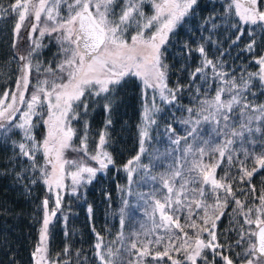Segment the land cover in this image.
Masks as SVG:
<instances>
[{"label": "trees", "instance_id": "obj_1", "mask_svg": "<svg viewBox=\"0 0 264 264\" xmlns=\"http://www.w3.org/2000/svg\"><path fill=\"white\" fill-rule=\"evenodd\" d=\"M14 3L15 0H0V7L8 10ZM230 4L232 0H197L188 14L168 33L166 42L160 47L161 64L166 66L161 69L165 71L164 84L167 86L163 96L161 92L145 96L141 82L133 75L125 76L108 93L96 95V87L85 90L81 102H76L79 107L74 104V111L69 112L70 125L75 134L66 154L69 161L94 165L91 156L97 149H101L111 156L113 163L86 182L72 184L65 178L58 207L53 202L47 204V207L44 205L52 193L48 183H45L44 173H48V165L40 152L38 155L31 154L34 159L24 158L22 153L7 146L6 139L10 138L5 135L8 133L0 131V264H38L39 260L40 264H102L97 252L106 256L108 248L114 252L121 250L116 264H172V260L191 264L185 259L183 250L175 251L171 248L169 256L154 259L156 253L163 252L169 244V236L179 237L173 240L175 245H180L185 237L174 226L168 233L156 227L160 223L159 210L153 213L155 200L163 202L167 195L161 178H167L185 159H193L184 153L189 144L194 148H205L202 162L218 164L215 169L208 170L213 171L214 178L220 183L231 185L234 193L227 194L223 188L213 193L210 184L189 185L190 188H204L206 195L202 202L208 206L206 213L203 208L197 209L193 205L192 220L200 228L208 227L213 231L216 235L213 243L220 245L216 249H203L196 264H206V261L207 264H226L223 259L225 256L233 264H246L250 257H246L245 252L253 244L251 233L257 225V218L264 220V212L257 211L261 208L259 197L264 195V168L255 163L257 157L264 156V113L247 109L241 115V111L243 103H250L257 108L264 105V83L260 77L261 65L258 63L264 57V26L259 22L256 25L244 24L239 20L235 6L229 8ZM258 7L264 11V0H258ZM18 20L16 13L11 11L0 15V66L10 56H15L18 61L17 53L31 60L29 84L25 91L27 100L36 87L44 86L40 84L41 81H48V85L44 86L48 90L53 82H62L64 75L58 73L57 63L63 58V50L52 35H29L28 28L32 21L23 22L19 33H16ZM249 44H252L251 50L248 49ZM201 46L204 54L199 52ZM29 53L32 55L29 56ZM205 57L217 65L216 71L226 75L217 77L209 66L203 74L193 79L192 73L202 66ZM22 63L27 61L21 60ZM37 64L38 72L35 70ZM16 66H12L9 81L1 87L3 101L5 92L10 95L13 88L17 90V80L21 77L20 63ZM49 67L54 74L45 71ZM222 81H234L238 86L231 92L226 91L222 99H230L238 90L242 101L230 113L227 129L219 116L205 121L203 116L209 113H200L203 100L213 98L220 87H231ZM14 106L21 110L15 120V123H20V113L24 111L25 104L19 103L17 98ZM145 108L148 109L147 115ZM188 109L194 111L190 113ZM251 117L261 118L249 119ZM196 120L200 123H193ZM216 120H220V123ZM36 122L38 124L33 136L35 144L40 145L44 129L38 119ZM242 124L246 125L244 129L241 128ZM8 126L10 130L17 129ZM193 128L196 129L195 133L188 136ZM233 129L236 132L242 131L243 135L233 137ZM142 131L147 135L142 137ZM102 134L105 136V144L101 146ZM85 135L86 151L82 144ZM178 138L179 145L173 143ZM229 138L234 143L228 146L224 158L218 152L210 151ZM204 141L208 143L204 144ZM11 155H14L13 162L10 161ZM138 155L139 164L147 168L138 167L136 163L128 165V161ZM228 155L232 156L231 162L227 159ZM20 160L28 172L24 170L22 177L18 178ZM126 165L136 169L131 180ZM254 167L257 171L253 176L250 179L245 177L242 181L241 169L252 171ZM184 171H187L186 166ZM200 179L202 181V176ZM179 183L177 181L176 187ZM217 196L220 207L213 210ZM195 199L201 198L196 196ZM236 200L240 201V205L236 204ZM249 209H252L251 213ZM48 210L52 212V218H49L46 238L42 242L41 230ZM169 214L173 215L171 212ZM175 215L179 216L184 231L194 239L199 229L187 227V223L191 222L186 219L187 210ZM216 216L220 218L216 220ZM202 218H207L209 223L203 224ZM246 219H251L253 223H246ZM213 222L215 227H212ZM157 236L164 237L162 243H152L148 247L150 254L138 257L137 252ZM200 239L207 243L211 237L207 232H202ZM133 242L137 244L136 249L131 248ZM97 243L101 244L100 250L95 247ZM38 247L44 251L37 253ZM195 248L196 245L192 243L189 251Z\"/></svg>", "mask_w": 264, "mask_h": 264}, {"label": "snow or ice", "instance_id": "obj_2", "mask_svg": "<svg viewBox=\"0 0 264 264\" xmlns=\"http://www.w3.org/2000/svg\"><path fill=\"white\" fill-rule=\"evenodd\" d=\"M143 0H126V4L122 13L119 15L118 19H113L114 10L113 4L114 0H38V3L34 0H15V3L10 6V9L5 10L0 7V12L11 11L17 13L19 16V22L15 25L16 33H19L22 23L26 19V14L33 15L37 22L41 20V13H46V20L54 21L51 27V32H60L61 36L58 38L61 40L62 50L66 56V59L58 65L61 71H67L68 82L63 84H56L55 82L51 85V90H48L46 85L48 81H41L40 84L44 86L36 87L35 91L31 94L30 100H25V91L28 88V72L31 70V60L27 57L20 56L19 59L22 61H27L22 68V76L17 80V92L12 94V103H9L6 107L0 109V131L6 133L9 131V126H14L15 128L22 129L24 132V137L26 140L34 141L35 138L32 136V122L31 118L36 115V108L42 106L43 101H47L48 108V119L44 121L48 125V134L44 139L43 144L38 146L33 143L32 150H39L42 147L46 157H48L47 162L53 164L51 154H55V159L57 161L62 160L63 150L69 148L70 142L74 136V131L71 127H66L65 119L68 117L70 111H74V104L79 107L81 98L85 95L86 89H91L95 86H99V90L95 93L100 95V93H108L118 86L125 76L135 75L143 80L146 87H157L161 89V95L163 96V91L167 87L164 84L165 71L161 70L166 68V66L161 64L160 60V47L163 45L170 33L189 12L190 9L197 3V0H152V7L154 8V14L151 16H146L141 10ZM247 7H244L239 0H232V4L229 8L235 6L236 14L239 20L244 24L256 25L258 22L264 26V11H261L258 7V0H245ZM61 4H66L68 9L67 18L60 17V6ZM23 9V11H21ZM55 13V14H54ZM145 20L141 26L140 20ZM59 18V19H58ZM136 23L137 27L141 28V31L137 35L132 36L131 44L122 38L123 33L127 30V27L131 23ZM154 25H158L156 32L152 34L147 39L144 38L143 29H150ZM32 30H36V24L32 25ZM46 31H49L47 27L40 30V34L44 35ZM242 31V30H241ZM239 39V37H237ZM67 42L70 46L67 48L63 47V43ZM254 43V42H253ZM248 49H252V44L248 45ZM35 50V49H34ZM33 50V51H34ZM199 52L204 54V48L201 46ZM32 53H29L31 56ZM261 65V80H264V57H261L258 61ZM211 66L213 73L222 78L226 74L224 72L216 71L217 65L205 57L202 66L197 67L192 73L193 79L197 75L203 74L207 67ZM35 70L39 71V65H35ZM46 72L52 73V68L45 69ZM222 83H228L231 87L224 88L220 87L216 95L211 99H206L201 102L200 113L208 112V116H203V119L207 121L210 117L216 119L217 116L220 120H223L225 129L229 126L230 113L233 112L234 106H239L242 104L240 93L237 90L231 95L230 99L223 100L222 95L227 91L231 92L233 88H238L234 81H222ZM247 82H245V86ZM23 89V90H21ZM171 93V90H169ZM9 95L8 92L4 93V97ZM43 96V101H42ZM19 99V103L26 104L27 111H23L19 119L21 123H15L16 114L21 110L16 108L14 105ZM54 98L55 103L52 102ZM173 99L175 96L173 94ZM4 103L0 100V105ZM85 109L87 105H84ZM106 107H108L106 105ZM53 109L56 111L54 112ZM247 109H252L253 112L260 111L264 113V105L258 108L251 105L250 103L242 104L241 115L245 114ZM191 113L194 110L188 109ZM57 112L59 115H57ZM148 109L145 108V114L147 115ZM260 119L261 117H251L249 119ZM220 120H216L220 123ZM7 122V123H6ZM193 121H185V123H190ZM193 123L199 124L200 121L196 120ZM246 125H241L244 129ZM251 131V129H248ZM196 129L193 128L192 131L188 132V136H193ZM142 137L146 136L147 133H141ZM227 136L228 133L225 132ZM231 135L242 136L243 132H236L233 129ZM187 137H185L186 139ZM87 137L82 140V144L86 141ZM173 143L179 145L180 138L175 140ZM207 144V141L203 142ZM234 140L229 138L224 141L222 145H218L215 148H211V152H218L221 158L225 157L228 151V146L233 144ZM105 144V136L102 134L100 136V145ZM21 153L24 156L34 159V156L30 154L32 150H28L24 143L19 144ZM84 149L86 151V144H84ZM143 139L141 140V152H143ZM205 148L198 147L194 148L193 145L189 144L184 149L185 156L191 155L192 160H184L183 164H180L174 171L171 172L167 178L162 177V184L167 191V195L164 196L163 202L157 199L155 200L153 213L159 210L160 223L156 227L163 229L166 233L171 232L173 226L179 229L183 234L185 239L180 245H175L173 243L174 239H179L178 236H169V244L165 246L163 252H157L156 258H163L169 256V249L175 251L183 250L185 252V259L190 261L191 264H196L198 257H201L202 250L205 248L216 249L220 247L218 244H214L213 241L216 240V235L213 231H210L208 227L200 228V226L192 220L191 210L193 205L197 209L203 208L207 213L208 206L202 201L206 193L203 187L190 188L189 185L202 183L203 185H211L212 192L215 193L218 189L223 188L225 193L232 194L231 185H225L217 181L213 176V171L208 169H215L218 164H204L202 162V157L205 155ZM247 155V153H246ZM103 156L104 159H100ZM92 160H97L100 164V168L104 169L108 164H112L113 160L107 152H98L97 155L91 157ZM227 159L229 162L232 161V156L228 155ZM140 156H136L133 160L128 161V165L136 163L138 167L147 168L145 165L139 164ZM106 161V162H105ZM74 165L77 168L76 172L70 173L72 176L73 183H79L81 173H89L90 178L94 176L97 169L91 167H85L81 164H77L75 161H63L61 163V173H63V164ZM255 163L260 167L264 168V156L257 157ZM125 166L129 173V179L131 180L132 173L136 170L135 168ZM185 166L187 171H184ZM43 171V170H42ZM242 175L240 179L243 181L245 177L251 178L253 174L257 171V168H253L252 171H247L246 169H241ZM53 172H55V164H53ZM46 179L45 183H49V173H44ZM202 176V181H201ZM187 177V178H186ZM155 179V178H153ZM63 175L56 180L57 187H63L62 184ZM177 181H180L179 186L176 187ZM254 190V189H253ZM199 196L201 199L196 200L195 197ZM217 204L213 206V210L220 207L219 196L216 197ZM261 202V208L257 211L264 212V195L259 197ZM237 205H240V201H235ZM59 199L56 201L57 207L59 206ZM48 201H44L45 207H47ZM187 210L188 216L186 219L191 221L187 223V227L190 229H199L195 233V238L193 239L184 231V227L179 223V216L175 215L181 211ZM169 212L173 213L170 215ZM249 213L252 209L248 210ZM55 215V210L53 211ZM222 215V213H221ZM247 215V214H246ZM220 216H216L215 219L218 220ZM123 223V221H121ZM202 223L207 225L209 220L207 218H202ZM246 223L252 224L251 219H246ZM258 232L251 233L252 236L257 237V243H253L245 252L247 259L246 264H262L264 262V220L257 218ZM49 224V217L47 212L45 213V218L43 221V228L41 230V241L43 242L46 238V232ZM212 227H215V223H212ZM202 232H207L211 237V240L205 243L204 240L200 239V234ZM164 240L163 236H157L154 241H148L142 250L137 252L138 257L143 258L149 255L148 247L152 243L157 245L161 244ZM194 243L196 248L194 251H189L191 245ZM95 247L100 250L101 244L97 243ZM132 249L137 248V244L133 242L131 244ZM44 249L38 247L36 252L40 253ZM67 251V249H65ZM121 250L118 249L115 252L112 248H108L105 254L97 252L102 264H116L118 257L120 256ZM36 253H34V256ZM171 259V257H169ZM226 264H233V261L227 256L223 257ZM39 264V262H38ZM123 264V262H121ZM172 264H183L182 261L172 260ZM207 264V261H206Z\"/></svg>", "mask_w": 264, "mask_h": 264}, {"label": "rangeland", "instance_id": "obj_3", "mask_svg": "<svg viewBox=\"0 0 264 264\" xmlns=\"http://www.w3.org/2000/svg\"><path fill=\"white\" fill-rule=\"evenodd\" d=\"M21 2H23V0H21ZM34 2L38 3V0H34ZM69 2H71V0H69ZM157 2H159V0H157ZM125 4H126V0H121V1L120 0H114V4L112 6L113 7V10H114L113 19H118L119 15L122 13V10L125 7ZM243 6L244 7H247L245 5H243ZM141 10L145 13L146 16L153 15L154 14V8L152 7V0H143L142 6H141ZM21 11H23V9H21ZM59 12H60V17L67 18V16H68V9H67L66 4H61L60 9H59ZM1 14H2V12H0V15ZM16 15L19 18V16H18L17 13H16ZM137 19L140 20L141 26L143 25V23L146 22L145 20L140 19L139 17H137ZM26 21H32L31 25L28 28V34L29 35L34 34V33L38 37H42L44 35H52L55 38V40L58 42V44L61 46V40L58 39L61 36V33L60 32H51L50 31L51 27L54 24V21H48V20H46V13H41V20H40V22H37L35 20L34 14L33 15L26 14V19H25L24 22H26ZM18 22H19V20H18ZM33 24H36V30L35 31L32 30V25ZM45 27H47L49 29V31H46L44 35H41L40 34V30L43 29V28H45ZM157 27H158V25H154L150 29H143V31H144V38L147 39L152 34H154L156 32V28ZM1 30H2V27H0V31ZM139 31H141V28L137 27V24L133 22V23H131L127 27V30L123 33L122 38L125 39L126 41H128L129 44H131V42H132L131 41L132 36L137 35V33ZM69 46L70 45L67 42H64L63 43V47L64 48H67ZM17 55H20V54L17 53ZM65 59H66V56H65V54L63 52V58L57 64H61ZM4 60H5V63L2 66H0V90H1V87H3V84L6 83L7 81H9L8 76H10V73H11V70H12L11 69L12 66L13 65H17L16 67H18V64H19V62L17 61V59H16L15 56H10L8 59H4ZM58 73L59 74H63L64 75V78L62 79V82H60V83L59 82H56V84L67 83L68 82V73H67V71H61L58 68ZM260 73H261V67H260ZM21 76H22V72H21ZM133 76H135V75H133ZM135 77H137V76H135ZM260 77H261V75H260ZM137 78H138V80L142 84V88H143V92H144L145 96H147L148 94H153V93H154V95L155 94L157 95L159 92H161V89H160L159 86H157V87H146L144 85V83H143V80L140 77H137ZM262 81L264 83V80H262ZM95 87L97 88V90H99V86H95ZM4 91H5V89H4ZM13 91L16 93V91H17L16 88H13V90L10 93L9 97L8 96L7 97H3L4 103L2 105H0V109L6 107L9 104L8 103V99H10V101H11L10 103L13 102L12 101V94L14 93ZM28 98L29 99H27V100H30L31 94L28 95ZM1 99H2V95H0V100ZM42 101H43V99H42ZM52 102L55 103L54 98H52ZM24 111H27L26 104H25V107H24ZM44 111H45V113H44ZM53 111L55 112L56 110L53 109ZM36 113L37 114L36 115H33L32 118H31V122H32V119L35 120V121L32 122L33 127H32V133L31 134H32V136L34 135V130L37 127V124H38L36 122V120L38 119V122L39 121L41 122V124L43 125V129H44V134H43V137H42L41 142H40V145H42L44 139L47 137V134H48V125H46L44 123V121L48 119L47 101H43L42 106H38L36 108ZM42 113H44V115ZM21 114L22 113H20V116H21ZM57 115H59L58 112H57ZM36 116H39L40 118H38ZM70 124H71V121L69 119V114H68V117L65 119V125H66V127H71ZM16 130H12L11 129V130H9V131L6 132L8 134H7V136L5 135V137L6 138L7 137L10 138V139H6L7 146L8 147L10 146V149L17 151V153H19V154H21V150L19 148V144H21V143H24L26 145V148L28 150H32V146H33V143H35V140L34 141L26 140L25 137H24L23 130L22 129H19V128H17ZM16 135H19V136L16 137ZM13 136H15V137H13ZM40 145H38V146H40ZM67 149L68 148H66V149L63 150V156H62V160L61 161H57L55 159V154L54 153L51 154L53 164H55V172H53V164H49L47 162L48 157H46V155H45L44 150H43L42 147H39V150H32L30 152V154L37 153V155L39 154L38 152H40L42 158L45 160V162L48 165V173H49V181H50L48 183V187H49L50 192L52 193V195H50V198L47 200L48 201V204H51L52 202L56 204V201L61 196V193H62V191H63V189L65 187V180H64L65 178L68 179L69 183L71 182L72 184H74L73 183V180H72V176L70 175V173L77 171V168L74 165H69L67 163L63 164V173H61V163L63 161H69L68 156L66 154ZM98 152H104V151L101 150V149H97L95 151V153H94L93 156L97 155ZM13 156L14 155H11L10 156V161L11 162H13ZM25 157H27V156H24V158ZM100 159H104V157L101 156ZM93 161H94V165H83V166L97 169L96 173L97 172H102L103 169L100 168L99 162L97 160H93ZM19 163L21 165V160L19 161ZM77 164H79V163H77ZM12 167L13 166H12V163H11L10 169H12ZM65 168H68L69 170L65 171ZM17 170H19L17 172V176L19 175L18 178H21L22 177L24 170H26L28 172V170L25 167V165L19 166V168ZM61 175H63V180H62L63 187H57L56 180L59 179ZM92 177L93 176H91V178ZM91 178H90V174L89 173H86V172L81 173L80 174L79 183L80 182H86V181H88ZM76 184H78V183H76ZM46 212H47L48 217L49 218H52V212L50 210H48ZM38 262L40 264L41 263V260H39Z\"/></svg>", "mask_w": 264, "mask_h": 264}, {"label": "water", "instance_id": "obj_4", "mask_svg": "<svg viewBox=\"0 0 264 264\" xmlns=\"http://www.w3.org/2000/svg\"><path fill=\"white\" fill-rule=\"evenodd\" d=\"M239 2H240L241 4L247 5V4L245 3V0H239ZM17 56H18V60H19V62H20V69H21V67H22V65H21V60L19 59L20 55H17ZM253 232H258V226H257V225H256V227H255V229H254ZM253 243H257V237H255V236H253Z\"/></svg>", "mask_w": 264, "mask_h": 264}]
</instances>
